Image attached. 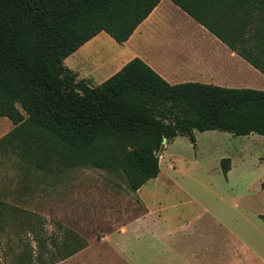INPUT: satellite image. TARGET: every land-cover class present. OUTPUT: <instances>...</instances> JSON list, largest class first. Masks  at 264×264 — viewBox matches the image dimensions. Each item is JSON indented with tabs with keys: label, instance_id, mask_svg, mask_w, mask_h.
<instances>
[{
	"label": "trees",
	"instance_id": "16d2710c",
	"mask_svg": "<svg viewBox=\"0 0 264 264\" xmlns=\"http://www.w3.org/2000/svg\"><path fill=\"white\" fill-rule=\"evenodd\" d=\"M162 0H0V117L14 129L0 141L44 170L49 164L121 173L131 191L159 176L163 139L194 131L264 137V91L200 83L172 85L140 58L93 86L64 61L101 33L127 42ZM264 75V0H170ZM227 175L231 161L224 159ZM9 208V207H8ZM0 201V233L28 226ZM25 223V224H24ZM57 264L86 247L75 235L51 243ZM21 264H32L25 246Z\"/></svg>",
	"mask_w": 264,
	"mask_h": 264
},
{
	"label": "crops",
	"instance_id": "0c3cea01",
	"mask_svg": "<svg viewBox=\"0 0 264 264\" xmlns=\"http://www.w3.org/2000/svg\"><path fill=\"white\" fill-rule=\"evenodd\" d=\"M173 17L184 20L185 27L165 26L164 21ZM190 20L170 0H162L117 54L94 65L89 75H82L80 70L72 72L98 86L140 58L172 85L200 83L243 89L250 83L240 77L250 73L264 87L262 73ZM100 35L75 53L90 51L89 46ZM140 45V50L133 49ZM110 63L113 69L106 73ZM150 181L155 183L148 184ZM150 181L137 191L130 190L140 204L138 212L129 216L124 210L120 214L124 220L113 232L101 234L57 264H264V223L261 228L256 226L261 221L257 209L250 210L234 197L222 200L211 191L199 197L181 191L161 193L158 188L164 178Z\"/></svg>",
	"mask_w": 264,
	"mask_h": 264
},
{
	"label": "rangeland",
	"instance_id": "374dc122",
	"mask_svg": "<svg viewBox=\"0 0 264 264\" xmlns=\"http://www.w3.org/2000/svg\"><path fill=\"white\" fill-rule=\"evenodd\" d=\"M164 24L170 29L185 27L184 20L174 17ZM121 47L108 34L101 33L89 46L90 51L71 55L64 61V66L89 75L94 65L117 54ZM141 47L134 46L133 49L140 50ZM111 66L112 63L106 73L113 69ZM244 79L250 83L246 84L250 86L247 88L264 91L253 74L240 77V80ZM94 80L95 77V83ZM13 129L9 119L0 117V141ZM162 153L159 177L164 181L158 188L161 193L181 191L199 197L211 191L222 200L231 201L234 197L250 210L257 209L261 221H255V224L261 228L264 223L263 136L239 137L217 130H195L194 142L186 136L177 137L167 143ZM224 159L231 161L227 175L223 172ZM130 192L121 173L60 164H49L42 170L23 161L18 153L0 152V201L9 207L7 214L27 215L39 228L38 238L46 245V249L38 248L33 240L35 235L27 225L15 235L14 231L19 227L12 222L0 233V264H21L20 255L26 245L32 264H38L36 259L39 257L48 262L54 252L51 243L59 244L67 235H75L86 243L95 242L101 234L113 232L117 224L123 222L120 214L124 210L129 216L139 211L140 204Z\"/></svg>",
	"mask_w": 264,
	"mask_h": 264
},
{
	"label": "water",
	"instance_id": "95a60500",
	"mask_svg": "<svg viewBox=\"0 0 264 264\" xmlns=\"http://www.w3.org/2000/svg\"><path fill=\"white\" fill-rule=\"evenodd\" d=\"M168 140L166 138L163 139V142H162V145H161V148H160V151L156 154V156L158 158L161 157V153L165 150V147H166V144H167Z\"/></svg>",
	"mask_w": 264,
	"mask_h": 264
}]
</instances>
